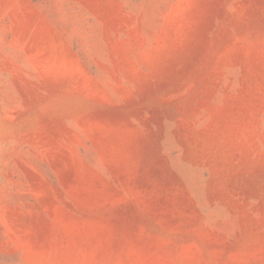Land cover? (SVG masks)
<instances>
[{"label": "rangeland", "instance_id": "374dc122", "mask_svg": "<svg viewBox=\"0 0 264 264\" xmlns=\"http://www.w3.org/2000/svg\"><path fill=\"white\" fill-rule=\"evenodd\" d=\"M0 264H264V0H0Z\"/></svg>", "mask_w": 264, "mask_h": 264}]
</instances>
